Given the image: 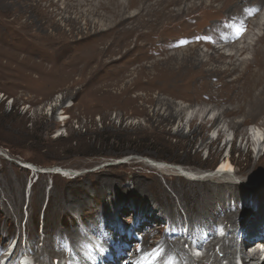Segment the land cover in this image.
Wrapping results in <instances>:
<instances>
[{"label":"rangeland","instance_id":"obj_1","mask_svg":"<svg viewBox=\"0 0 264 264\" xmlns=\"http://www.w3.org/2000/svg\"><path fill=\"white\" fill-rule=\"evenodd\" d=\"M61 1L42 0V5L48 4L47 11L40 7L32 11L29 20L32 24L28 25L24 24L25 17L7 15L3 9L12 11V8L0 4V242L4 240L0 243L1 251L8 243V235L14 234L22 237L23 246L32 239V252L40 251L39 264H47L52 257L48 264H55L62 255L74 261L66 249L51 251L47 260L41 256L45 249H52L61 241L53 232L56 235L64 229L71 234L79 231L84 242L83 236L95 233L100 237L95 231L98 230L106 234L105 240H115L116 221L126 227L129 239L135 236L120 257L122 263L132 264L135 254L141 253L140 247L135 253L132 251L140 244L143 233L153 242L165 234L177 236L180 230L181 246L190 255L189 260L178 255L179 252L157 260L160 244L148 246L154 250L151 260L164 261L174 256L176 263L193 264L190 244L194 241L188 240L192 236L190 213L182 201L183 198L187 201L189 190L201 189L197 193L204 195L214 191L219 183L234 184L246 189L249 198L255 196L258 214L244 224L240 213L234 215L238 222L235 226L218 216L215 220L224 225L225 235L219 237L214 232L203 239L207 253L194 262L213 264L212 258L223 254L221 244L225 240L239 251L241 242L249 241L256 228L264 226V87L261 76L255 81H246L242 76L247 70L261 73L259 54L263 50L264 20H259L258 11L248 13L247 23L231 43L198 36L200 40H188L178 50L158 52L155 48L149 51L138 48L143 42L140 37L130 41L136 39L137 32L124 40L125 35L118 33L119 26L95 34L97 30L84 17L76 25L59 20L62 13L57 8ZM19 4L20 0L16 5ZM261 4L264 12V0ZM12 12H20V7ZM135 12V8L130 9V13ZM225 14L207 5L184 13L183 19H195L192 28L199 32L207 31L211 21L225 24L224 29L239 24L235 17L240 14L224 18ZM57 20L64 29L56 26ZM141 29L150 30L147 26ZM154 32L160 35L156 42L168 37V17ZM184 33L180 31L179 36L184 37ZM195 44L203 55L211 52L209 46L221 47L227 55L237 52L233 44H247V49L239 50L231 59L227 56L226 62H235L238 70L218 72L211 79V90L202 88L205 93L200 84L199 89L194 85H169L168 66L176 64V68L182 63L169 62V54L182 55ZM207 67L202 69L205 71ZM234 84L243 93L242 97L231 99ZM253 96L263 103L255 117L249 114ZM258 128L263 133L255 139L253 130ZM150 161L164 162L169 168L154 167ZM223 161L230 164V171L223 172ZM28 162L34 169L24 165ZM178 166L200 174L199 179L188 180ZM61 167L70 169L67 175L70 177L56 172ZM211 176L215 178L204 179ZM137 183L146 187L145 197L137 192ZM189 183L194 184L190 187ZM158 185L163 189L158 190ZM225 190L226 187L222 188L219 195ZM163 193L170 198L159 196L158 201L154 198ZM170 200L175 211L171 220L164 211ZM249 207H253L250 199ZM42 219L46 223V236L42 232ZM230 225L231 240L225 238L231 232ZM241 226L245 227L246 240L236 235L235 229ZM31 259L36 260L35 255ZM233 260L234 263H229V258L222 257L217 261L236 264L235 256ZM8 262L12 264V259ZM134 263L140 264L139 260Z\"/></svg>","mask_w":264,"mask_h":264},{"label":"bare ground","instance_id":"obj_2","mask_svg":"<svg viewBox=\"0 0 264 264\" xmlns=\"http://www.w3.org/2000/svg\"><path fill=\"white\" fill-rule=\"evenodd\" d=\"M6 1L8 2L6 3ZM18 1L19 0H1L0 4H4V6L6 7L8 6L9 8H12V11H14L16 7H20V12L18 13L12 12L11 10L7 8H4L3 11L7 12L6 13L7 15H9L8 13H13V14L15 13L17 16L25 17L26 20H24V22H27V23H24V24L26 25L31 23L29 20L31 16L30 13H32V11H36L38 7L42 8L45 11H47L48 9L47 8L48 4L42 5V0H20V4L16 5ZM262 1L263 0H62L61 5L59 8H57V10L60 9L59 12L62 13V16L59 18V20L62 19V21H68L73 25H76L82 17L86 18V20L88 21V24L97 30L95 34H99L98 32L101 33L103 32V29H108L111 26H119L122 30L119 29L118 33H120L121 35H125L124 40L129 39L130 33L137 32L136 39H132L130 41H134V40L136 41L138 37L143 39V42H141L139 46L137 44L138 48H140L141 50L143 49L144 51H149L155 48L157 49L158 52H165V51H169V49L180 48L183 45H185L188 42V40L192 41L197 38L199 39L200 37L201 38L211 37L213 39L214 38L219 39L220 41H227L230 43L233 42L232 40L238 35L240 30H242L244 24L247 23L248 21L246 17L247 15L256 13L258 11L259 20L260 21L264 20L263 7H262V4L259 5V3ZM215 4H217L220 7L216 6ZM182 5H185L184 7H186L187 5V8L184 9ZM207 5L208 7L212 6L213 11L218 12L219 14L227 13V16H225L224 18L234 17L240 14V16L235 17V20L238 21L239 24L236 23L233 26L227 25V27H225L224 29L223 27L225 24L221 25L219 24L221 22L211 21V24L207 26V28H209L207 31L199 32L197 29L195 30L194 28H192L193 23L196 22L195 19H190V20L189 18L183 19L184 13H188V11L190 12L193 9L194 10L200 9L201 7H205ZM131 8L136 9V12L134 14L130 13ZM8 11H11V12H8ZM72 14H75V16H72ZM151 17H154L156 20L154 19L155 21H153ZM167 17H168V37H165V38L163 37L161 41L156 42L155 38L157 37L158 34L154 32V28L156 26H160L161 23L164 21V19H167ZM135 21L136 23H134ZM55 24L59 29L60 28L64 29L63 26L60 25L58 20L56 21ZM176 24H179V25L176 26ZM249 24H253V22H250ZM104 25H106V27H103ZM144 26H147V28H150L149 32H145L144 30L141 29V27H144ZM183 30L185 32L184 33L185 36L181 37L179 36V32ZM244 41H246V39ZM124 45H126V43H124ZM246 45L239 46V45L233 44L232 46L237 49L236 50L237 52H240L239 50L247 49ZM209 47H211L212 50L210 53L206 55L201 54L200 47L198 44L189 46L187 49H185L182 55H179L177 53H170L168 56L169 62L174 64V62H178L181 60L182 63H180L179 66H177L176 68H175L176 64L172 66L171 65L168 66V84L172 86L175 83H178L180 86L194 85V86H198L197 87L198 89H199V84H200L201 86L200 89L207 88L209 91L212 88L211 79L216 77L215 75L218 74V72L232 73L238 70V66H236L235 62L233 61L226 62L225 60L227 56H229V58L231 59L233 53H231V55H227L224 51L221 50L222 49L221 47H215V46H209ZM262 47H263V50L259 54V57L261 58V62H260L261 73L260 74L258 72L247 73L248 71L247 70L242 73V76L246 79V81H255L256 79H258L257 76L259 75L261 76L260 80L264 87V40H263ZM236 53L233 56H235ZM145 54L150 55L152 54V52L145 53ZM226 63L228 64V66ZM253 63L254 64L258 63V59L255 60ZM213 64H215V66ZM220 64L222 65L224 64V67L220 66ZM206 66L208 67L204 71V69L202 68ZM194 68H197L196 72L194 71ZM204 89H202V91L205 93L206 91ZM243 90H244V87H243ZM230 91L232 92L229 95L231 99H234V98L236 99V97L238 96L242 97L243 91L239 88L237 84H234L231 87ZM245 97L246 96H244V98ZM262 105L263 103L261 99L257 96H253L252 100L250 101L251 109H250L249 114L252 115L253 117L257 116L262 108ZM241 108L243 109V106ZM247 111L248 110L246 109V112ZM203 117L206 118V116L204 115ZM262 133L263 132H261L260 128L253 130V134L256 137L255 139H257L258 136L261 135ZM230 160L232 161V158H230ZM150 164L154 167H159V168L161 167L163 169L166 166H168V164L164 162L162 163V162L150 161ZM24 165H26V167L28 166L27 167L28 169L30 168L34 169V165L29 162L25 163ZM230 167H231L230 164H225L224 162L223 167H222L223 172L230 171L229 169ZM61 169L64 170L62 173V175L64 176L70 170L64 167H61ZM177 169L185 177H187L188 180L194 179V181H196L197 179H199L198 176L200 174L198 173L196 174L192 170H185L179 166L177 167ZM218 172L220 173V171ZM73 173L75 176L78 175V174L77 175L75 174L76 171H74ZM67 177H70V176H67ZM214 178L215 177L211 176V178L207 177L204 179L206 180V179H214ZM189 184L191 187L193 186L194 183H192V185L191 183ZM225 187H226L225 192L222 195H219L221 189ZM136 189H137V192L141 193V195L144 197L147 195L146 193H148L146 191V187L141 183L139 185L137 183ZM162 189L163 188L160 185H158V190H162ZM200 190L201 189H199V191ZM211 190L213 189L211 188ZM245 190L246 189L237 187L236 185L231 184V183H219V187H217L214 191L212 192L210 191L208 193L206 192L207 191L206 190L205 192L207 194H204V195L202 193L201 194L197 193L198 190L196 189L189 190L190 192H187L185 196L187 198V201L185 198H183V201H182L186 205L190 213V216H188L189 217L188 220L190 222V230H191L192 236L191 238H188V240L190 239L194 241V244L195 243L199 244V243H202L203 239L211 237L212 234L216 232V228H215L216 220L215 219H217L218 216H223L225 221H227L228 223H231L234 226L237 225L238 222L234 220L233 216L238 215V213L241 214V217L243 220L242 224H244V222L246 223L247 220H251L252 217H255V216L257 217L258 205L256 202V197L254 196L253 198H249V192L246 193ZM229 191H232V192H229ZM159 196L165 200H167V198H170L169 194L167 193H163V195H160V194L154 195V198L156 197L155 199L158 201ZM248 199H250L253 203V207H249L250 209L247 208ZM262 201L263 200H261V202ZM164 211L168 214V217L170 220L174 219L173 217L175 216V211H174V206L171 204V200L170 202H168V207ZM254 219L253 221H255ZM174 225L175 226L177 225L176 222ZM137 227H141V226L138 225ZM229 227H231V232H229L225 236V238L227 237L228 239L229 237V239L231 240L233 237V229L231 225ZM176 228H178L179 230V226ZM64 230L58 232L56 235H55V232H53V235L56 236L57 239L61 241H59L57 244L55 243L52 249H49V250L45 249V251H43L41 256L45 260H47L51 257L50 255L51 251L57 253V251L60 249H66V252L68 254L72 255V257L74 256L73 259H77L79 261H81L82 259L85 260V257L82 256L79 253V251H77V246L83 243L80 238V234L78 233L79 231L73 232L71 234L69 232H65ZM95 231L99 233L102 239L104 240L106 239V234L98 230H95ZM258 232L261 234L262 240H264V228L258 230ZM132 233L135 234V232H132ZM143 235H142L140 244H138V246L133 247V251H132L133 253L136 252L135 250L137 247H140L139 250L142 253V250H146L150 248L148 247L150 245H152L153 247L155 246L159 247L161 245L160 250L156 252L157 260L158 258L169 257L170 255L173 254V252L174 253L179 252L178 255H181L184 258L185 257L190 258V255L188 254V252L184 250L181 246L182 243L180 242V236H179L180 230L177 236H166V234L164 236H160V238H158L159 240H157L158 242L156 240L153 242H150L148 238L145 235L144 236ZM129 240H131L132 242L133 240H135V236L131 235ZM212 241H214V239H212ZM247 242H241L240 250H239L240 253L242 254L241 258L244 261V263L242 262V260L241 261L238 260L236 264H255L256 262L260 260H262L261 264H264L263 250L260 249L262 246L257 247L256 246L257 242H252L251 239ZM215 244H218V243L216 242ZM248 244L250 245L247 246ZM221 246H222L223 254L220 256H215L214 260L212 258V263L215 264V262L222 257H227L229 258V263H234L233 258L235 256L236 250L233 249L232 242L230 243V241L227 242L225 240L221 244ZM157 247H156V250L158 249ZM250 249H253V250H250ZM141 253L139 254L137 252V254H135L133 263L140 259ZM80 256H81V259H80ZM122 256H124V253H121L120 257ZM173 257L174 256H172V258L171 257L167 258L169 260L168 264L182 263V261H180V263H176L178 260ZM123 261L126 262V260H123ZM202 261H204V257ZM216 264H218V261Z\"/></svg>","mask_w":264,"mask_h":264},{"label":"water","instance_id":"obj_3","mask_svg":"<svg viewBox=\"0 0 264 264\" xmlns=\"http://www.w3.org/2000/svg\"><path fill=\"white\" fill-rule=\"evenodd\" d=\"M27 167H28V166H27ZM55 170H56L57 173H60V174H62L63 171H64V170L61 169V168H56ZM68 174H69V172H68L67 174H65V175L67 176ZM29 187H30V186H29Z\"/></svg>","mask_w":264,"mask_h":264},{"label":"snow or ice","instance_id":"obj_4","mask_svg":"<svg viewBox=\"0 0 264 264\" xmlns=\"http://www.w3.org/2000/svg\"><path fill=\"white\" fill-rule=\"evenodd\" d=\"M239 31V30H238ZM197 255H199V253H197Z\"/></svg>","mask_w":264,"mask_h":264}]
</instances>
